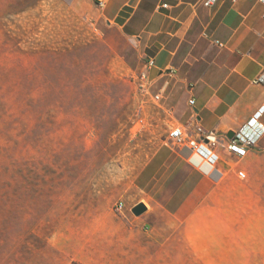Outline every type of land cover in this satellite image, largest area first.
Wrapping results in <instances>:
<instances>
[{"label":"rangeland","instance_id":"obj_1","mask_svg":"<svg viewBox=\"0 0 264 264\" xmlns=\"http://www.w3.org/2000/svg\"><path fill=\"white\" fill-rule=\"evenodd\" d=\"M169 126L89 15L0 0V264H172L132 212Z\"/></svg>","mask_w":264,"mask_h":264},{"label":"crops","instance_id":"obj_2","mask_svg":"<svg viewBox=\"0 0 264 264\" xmlns=\"http://www.w3.org/2000/svg\"><path fill=\"white\" fill-rule=\"evenodd\" d=\"M61 1L89 15L113 56L151 98L160 96L167 131L199 124L228 133L264 107L260 0ZM166 139L133 183L136 203L147 205L139 220L156 234L159 255L172 264H264V135L243 157L217 149L214 164Z\"/></svg>","mask_w":264,"mask_h":264},{"label":"built area","instance_id":"obj_3","mask_svg":"<svg viewBox=\"0 0 264 264\" xmlns=\"http://www.w3.org/2000/svg\"><path fill=\"white\" fill-rule=\"evenodd\" d=\"M217 1L227 0H204V4L212 6ZM260 1L264 4V0ZM142 85L147 90V84L142 82ZM152 100L157 103L160 100V96L155 95ZM189 103L194 105L195 99H189ZM263 111L264 107L256 111L246 123L234 131L233 137H229L227 133L221 134L213 130H206L199 124H195L192 130H187L181 124L173 125L167 133L166 144L172 147L188 144L211 164L216 163L220 158L219 153L216 151L217 149H226L232 154L243 157L251 148L258 145L264 135V124L260 122ZM238 175L242 178L246 177V173L243 170H239ZM122 207L123 203L121 202L118 205V209Z\"/></svg>","mask_w":264,"mask_h":264},{"label":"water","instance_id":"obj_4","mask_svg":"<svg viewBox=\"0 0 264 264\" xmlns=\"http://www.w3.org/2000/svg\"><path fill=\"white\" fill-rule=\"evenodd\" d=\"M227 135L229 137H233L234 136V131L230 130L228 131ZM147 210V205L144 202H138L136 203L133 207H132V212L136 215V216H140L142 215L145 211Z\"/></svg>","mask_w":264,"mask_h":264}]
</instances>
